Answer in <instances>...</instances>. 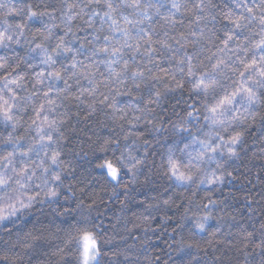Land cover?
I'll return each mask as SVG.
<instances>
[{"label": "snow or ice", "instance_id": "obj_1", "mask_svg": "<svg viewBox=\"0 0 264 264\" xmlns=\"http://www.w3.org/2000/svg\"><path fill=\"white\" fill-rule=\"evenodd\" d=\"M163 6L159 0L156 3H153L152 0H144V2L142 0H119V3H116V0H86V2L82 0L79 5L67 3L65 0L60 17L61 23L66 29L65 35L72 33L75 36V33L72 32V24L77 18H80L88 28H93L95 32L102 31L104 24H107L109 32L102 37L103 45L92 50L93 56L102 55L104 57L102 63L106 65L108 75L104 76L103 73L100 75L104 76L101 83L109 88L108 93L99 92L100 83L95 81V72L90 70L96 66L95 61L92 65H83L82 61H76L73 56L71 69L75 70L78 66L83 67L84 78L91 85L88 89H81L80 94L73 98L79 103H84L81 97L85 92L93 98L97 94L101 97L98 101L94 100L87 105L88 111L85 119L96 113L98 103L105 109H111L110 115L123 120L126 119L127 113H124L119 107L117 97L131 94V89L128 87L129 81L135 89H141L144 86L148 90V100L144 108L140 109L137 105V111L146 112L148 115H151L155 110L149 105L159 107L168 94L183 93L187 90L190 98L194 96L198 99H193L192 103L186 102L187 119H182L180 123L173 125L178 132L188 133L192 138L190 143H185L184 148L180 149L187 159H178L169 148L166 158L162 159L159 165H156L154 160L151 161L152 165L157 168L156 175L161 180L174 182L177 186L208 185L211 188L223 185L226 181L238 180L239 169L233 165L244 158L242 153L245 150L247 135L256 125H259L264 131V0H232V6L226 5L228 11L224 14L223 34L222 37H217L220 39L222 47L217 46L211 55L205 56L203 59H199V52L191 55L186 49L189 45L198 44L202 38L207 37L208 40H211V37L215 36L217 18L212 11L216 7L213 0H184V3L173 0L169 14L162 16L164 21L162 35L156 33L151 27L141 26L146 19L151 20L152 13L149 10H154L155 15L161 16L160 9ZM122 8L130 9V15L135 19L125 15L121 11ZM86 9L90 11H86ZM182 9L183 11H181ZM0 11L5 17L0 21V25H2L0 26V48H7L13 43L19 44L29 24L37 22L41 23L43 30L49 33V36L44 37V39H48L51 35V28L45 22L44 17H48L49 20L56 19L52 12H38L31 5L17 8L14 4L10 6L6 2H0ZM178 14L179 18H177ZM118 16L119 19H117ZM185 16H190L192 19L189 20L187 31H180L179 28L184 26ZM8 17H23V19L19 22H10ZM97 17L100 18L99 28L95 27V18ZM121 20L124 22L123 25L120 23ZM209 24L212 25V28L208 27ZM52 26L58 27V25ZM37 31L42 30L37 29ZM100 39V35H93V40L99 41ZM89 43L92 42L89 41ZM173 45L178 46L175 51H173ZM83 47L84 45L81 44V48ZM37 49L44 54L40 63L46 68H41L35 74L33 88H36V85H43L46 79L63 80L65 88L57 89V96L53 98L49 95L53 90L49 84L48 90L43 93L45 103H41L38 108L34 109L35 119H32L31 123L37 125V121L41 122L37 125V134L41 142L47 141L43 145L44 158L40 160L39 164L34 161L31 165L24 163L17 169L14 166V158L17 154L15 150L0 157V161L5 162L6 169L5 172H0V225H3L4 231L8 233L13 231L18 220L32 214L36 210V205L44 204L47 201L51 206L61 196L63 173L71 167L70 163L65 164L61 159L60 150L61 141L66 139L60 129L66 123V118L69 117H67V113H64L49 119V115L46 113H54L56 108L60 107L56 103L57 99H60L62 103L63 100H68L71 95L72 85L68 83V79L64 78L61 70L56 69L57 61L54 57L72 53L74 50L63 37L59 39L52 54L48 53L42 43H37L31 51ZM163 50L173 51V55L167 59L170 62L175 61V70L163 67L154 55L159 53L160 59L163 60ZM180 50L185 51L182 56L177 57L175 52ZM205 60L208 62L207 64L204 63ZM6 65L7 59L0 57V69H5ZM28 67L32 68L34 65L29 64ZM64 71H67V68ZM228 73L232 74L228 77L231 80L230 86L226 85L222 79ZM76 75L75 71L71 74V76ZM24 81L25 75L18 72L16 68L0 76V121L5 125H10L13 129L19 122L18 114L22 110L20 101L28 100L31 95H35L32 93L29 97H19L17 89L26 90ZM156 84H162L163 88H156ZM120 86H123L127 91L121 92ZM186 86L188 87L186 88ZM61 93L64 95L61 96ZM201 115L206 122L207 131H202V135L198 136L191 132L188 125L194 120L198 123ZM142 118L144 117L135 116L134 120L138 122ZM147 123L151 124L154 130L159 131L163 128L165 121L161 119L157 124L153 120H148ZM54 133L56 134L55 138ZM5 143H15L11 133ZM115 143L119 144V141ZM143 143L149 145L147 139ZM111 144V140H105L98 145L97 150L105 155L100 158L101 162L95 166L103 171L105 180L114 182L116 187L121 186V174L125 170L131 173L130 183H136L137 173L145 166V162L150 156L148 149H145L141 158L125 155L124 152L118 156L113 153L109 158L106 154ZM32 150L30 147L26 151H21L19 155L28 157ZM45 158L48 163H45ZM259 159H264V147L260 149ZM37 169L40 170L43 178L41 183L33 184ZM249 171L251 170L249 169ZM260 172H264V165H261ZM260 172L256 174V179L264 184V177L260 175ZM150 181L151 176H146L145 183ZM248 183L252 184V181L248 180ZM123 187L125 196H127L130 191L129 185L125 184ZM164 191L167 192L168 188L165 187ZM113 192H115V187ZM154 199L155 203H148L144 207V212L147 215L141 213L138 217L148 225L144 228L145 233L156 232L150 223L152 210H161V206L163 209H170L176 204L171 196L163 198L161 194L160 197ZM261 200H264V194L261 195ZM217 203V200L208 197L207 203L202 205L207 211L194 221V227L198 232L207 231L208 221L213 218L212 206ZM247 203L251 213L254 212L251 205L259 204L260 201L249 195ZM176 206L179 207V205ZM84 209H87V214ZM77 210H80L78 216L67 227H61L51 222L44 225L37 220L40 227L34 226L32 230L24 233L22 240L18 241L17 246L21 249V254L18 256L19 264H24L23 256L35 251L38 244L46 240L47 236L60 238L62 245H56L54 250L47 254L44 264H101L104 254L103 244L110 241L103 239L98 231L100 225L90 219L92 211L98 212L97 200L92 198L91 202L85 205L84 200L80 199L76 202L75 208H54L52 212L57 217H68ZM170 219L171 217H167L165 213L161 226ZM134 227H139V225H134ZM183 227V224L177 223L173 232L177 228L182 229ZM218 232L219 229L211 232L212 239L208 241L209 246L214 247V241L224 243L222 240H216ZM239 236L245 256L251 254L247 252V249L252 246L253 251L260 250L258 253L261 256L260 264H264V220L259 222L258 228L253 225V231H249L241 225ZM227 243L231 244L232 242L228 241ZM174 244V251L178 256L193 248L197 252L202 250L199 244L186 243L183 237L179 241H174ZM168 247L173 248V245L169 244ZM203 251L207 255V250ZM114 255L119 254L114 253ZM67 257H71V259H67ZM8 259L7 256L0 258V264H8ZM125 259L128 257L125 256ZM215 259L219 260L220 257L217 256ZM162 264H167V261ZM188 264H191V261Z\"/></svg>", "mask_w": 264, "mask_h": 264}, {"label": "trees", "instance_id": "obj_2", "mask_svg": "<svg viewBox=\"0 0 264 264\" xmlns=\"http://www.w3.org/2000/svg\"><path fill=\"white\" fill-rule=\"evenodd\" d=\"M0 2H6L10 6L14 4L17 8L31 5L38 12H52L56 17L55 20L44 17L45 22L51 28V35L48 39H44V37L49 36V33L43 30L41 23L37 22L29 24L19 44L13 43L7 48H0V57L7 59L6 68L0 69V76L16 68L18 72L25 75L26 90L17 89L19 97H29L32 93H35V95H31L30 99L20 101L22 110L18 114L19 122L15 129L0 121V157L15 150L17 154L14 158V166L17 169L24 163L31 165L34 161L39 164L40 160L44 158L43 145L47 141L41 142L37 134V125L41 122L37 121V125L31 123L32 119H35L34 109L38 108L41 103H45L43 93L48 90L49 84L53 89L49 95L53 98L57 96V89L65 88L63 80L51 79H46L43 85H36V88H33L36 79L35 74L41 68H46V66L40 63L44 55L41 50L31 51V49L35 48L37 43H42L48 53L52 54V50L59 43V39L63 37L65 42L70 44L74 50L72 53L54 57L57 61L56 69L61 70L64 78L68 79V83L72 85L71 95L68 100H63L62 103L60 99H57L56 103L60 107H57L54 113H46L49 115V119L64 113H67V117H69L66 118V123L60 129L66 137L60 143L61 159L65 164H71V167L63 173L62 194L51 206L47 201L44 204L36 205V210L32 214L17 221L16 227L13 228L11 233L4 231L3 225H0V258L7 256L9 258L8 264H19L18 256L21 254V249L17 246L18 241L22 240L24 233L32 230L34 226L40 227L37 220L44 225L51 222L61 227H67L78 216L80 210L74 212L72 216L57 217L52 209L75 208L78 200H84L86 205L91 202L92 198H95L98 212L92 211L90 219L95 224L100 225L98 231L103 239L110 241L103 244L104 254L101 258V264H162L164 261H167V264H188L189 261H191V264H260L261 256L258 254L260 250L255 249L253 251V247L249 246L247 252L251 254L245 256V250L239 236L241 225L249 231H253V225L258 228L259 222L264 220V200H261V195L264 194V184L256 179V174L260 172L261 165H264V159H259L260 149L264 147V139H262L264 138V131L261 130L259 125L253 127L246 137L245 150L242 153L244 158L233 165V167L239 169L237 173L239 175L238 180L226 181L223 185L212 186L211 188L208 185H200L199 187L196 185L177 186L174 182L161 180L156 175L157 168L152 165L151 161L154 160L156 165H159L161 160L166 158L169 148L172 149L178 159H187L180 149L184 148L185 143H190L192 138L188 133L178 132L173 125L180 123L182 119H187L186 102L192 103L193 99L198 98L194 96L190 98L187 90L183 93H170L161 106L149 105L155 110L151 115H148L146 112L137 111V105L140 109L144 108L148 100V90L144 86L141 89H135L129 81L128 87L131 89V94L117 97L119 107L124 113H127L126 119L121 120L118 117H113L110 115L111 109H105L98 103L96 113L85 119L88 111L87 105L94 102V100L98 101L101 97L97 94L93 98L85 92L81 97L84 103H79L73 98L80 94L81 89H88L91 85L84 78L83 67L78 66L77 69L73 70L70 65L73 62V56H75L76 61H82L83 65H92L95 61L96 66L90 70L95 72L94 79L97 83H100L99 92L108 93L109 88L101 83L104 76L108 75L107 67L102 63L104 57L102 55H92V50L95 47L103 45L102 37L109 34L108 25L104 24L102 31L95 32L93 28H88L80 18H77L72 24V32L75 33V36L72 33L65 35L66 29L60 19L65 0H0ZM83 2H86V0H83ZM152 2L156 3L157 0H152ZM159 2L164 5L160 9L161 16L155 15L154 10H149L152 13V18L151 20L146 19L141 26L151 27L156 33L162 35L164 31L162 16L169 14L173 0H159ZM177 2L184 3V0H177ZM67 3L79 5L82 0H67ZM116 3H119V0H116ZM213 3L216 7L212 11L217 18L215 36H212L211 40H208L207 37L202 38L198 44L189 45L186 49L191 55L199 52V59L211 55V52L215 51L217 46L222 47L220 39L217 37H222L224 14L228 11V7L232 6V0H213ZM86 11L90 10L86 9ZM121 11L125 15H129L130 18L135 19L130 15V9L122 8ZM177 18H179V14ZM3 19H5L4 14L0 11V21ZM8 19L10 22H19L23 17H8ZM117 19H119V16ZM190 19H192L190 16L184 17V26L179 28L180 31H187ZM120 23L123 25V20ZM52 25H58V27ZM95 27H100L99 17L95 18ZM208 27L212 28V25L209 24ZM37 29L42 31H37ZM94 34L100 35L101 39L99 41L93 40ZM172 35H175V33H172ZM34 36L35 39H33ZM89 41L92 43H89ZM81 44L84 45L83 48H81ZM177 47L173 45V51ZM173 51L163 50V60L160 59L159 53L154 55L163 67L175 70V61L170 62L167 59V57L173 55ZM184 51L180 50L175 54L180 57ZM204 63L207 64L208 62L205 60ZM29 64L34 65V67H28ZM65 68H67V71H64ZM73 71L77 73L76 76H71ZM101 73L104 76H101ZM231 75V73H228L227 76L222 78L226 85L230 86L231 80L228 77ZM70 76L71 78H69ZM156 88L162 89L163 85L156 84ZM120 91L125 92L127 89L120 86ZM63 95L64 93H61V96ZM134 97L136 99H133ZM135 116L144 118L137 122L134 120ZM161 119L165 123L159 131L154 130L152 125L147 123L148 120H153L154 123L158 124ZM44 127L46 128V125ZM188 127L194 135L198 136L202 135V131H207L206 122L203 120L202 115L198 123L194 120ZM9 133L15 140L13 144L5 143ZM53 135L55 138L56 134ZM145 139L149 141V145L143 143ZM105 140L112 141L106 154L109 158L112 157L113 153L118 156L121 152H124L125 155L141 158L145 149H148L150 156L145 162V166L137 173L136 183H130L132 176L127 170L121 174V186L119 187H116L114 182L105 180L103 171L95 166L101 162L100 158L105 155V153L97 150L98 145ZM116 141H119V144H116ZM30 147L33 150L28 157L19 155L21 151H26ZM151 153H154V155H151ZM45 163H48L46 158ZM5 171V162L0 161V172ZM240 173H243V175H240ZM8 174L10 175L11 172L9 171ZM260 175L264 177V172H260ZM146 176H151L150 182L145 183ZM42 178L40 170L37 169L33 184L41 183ZM248 180H251L252 184H249ZM125 184L129 185L130 188L127 196H125L123 187ZM114 187L115 192H113ZM165 187L168 188L167 192L164 191ZM73 191L75 192L74 196ZM161 194L163 198L171 196L176 204L170 209H163V206H161V210H152L150 223L151 227L156 229V232L149 231L145 233L144 228L148 225L138 217L141 213L147 215L144 212V207L148 203H155L154 198L160 197ZM249 195L260 201L259 204L253 203L251 205L254 209V212L251 213L247 203ZM66 197L68 199H65ZM208 197L217 200L218 203L212 206L213 218L208 221L207 231L200 233L195 229L194 221L207 211L202 205L207 203ZM176 205H179V207ZM84 211L87 214V209H84ZM165 213L171 219L161 226ZM177 223L183 224L184 227L182 229L177 228L173 232V228H176ZM134 225H139V227H134ZM216 229H219L216 240H222L224 243L214 241V247H212L208 245V241L212 239L211 232L216 231ZM182 237L186 243L199 244L202 250L197 252L193 248L178 256L177 252L174 251V241H179ZM228 241L232 243L228 244ZM58 244L62 245L60 238L47 236L46 240L38 244L35 251L23 256L24 264H29V262L30 264H44L47 254L54 250ZM169 244H172L173 248H169ZM72 247L74 248V245ZM204 249L207 250V255L203 251ZM114 253L119 255H114ZM125 256L128 259H125ZM217 256L220 257L219 260L215 259ZM67 259H71V257H67Z\"/></svg>", "mask_w": 264, "mask_h": 264}]
</instances>
